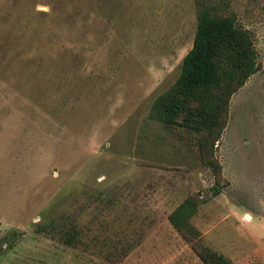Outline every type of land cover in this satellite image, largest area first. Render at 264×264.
<instances>
[{"label": "rangeland", "instance_id": "374dc122", "mask_svg": "<svg viewBox=\"0 0 264 264\" xmlns=\"http://www.w3.org/2000/svg\"><path fill=\"white\" fill-rule=\"evenodd\" d=\"M197 1L0 0V264H202L167 219L188 197L205 246L264 264V0H211L260 65L230 100L220 177L191 136L148 119L192 47ZM58 214L92 249L33 233Z\"/></svg>", "mask_w": 264, "mask_h": 264}, {"label": "trees", "instance_id": "16d2710c", "mask_svg": "<svg viewBox=\"0 0 264 264\" xmlns=\"http://www.w3.org/2000/svg\"><path fill=\"white\" fill-rule=\"evenodd\" d=\"M196 29L191 49L182 59L175 82L152 102L148 119L180 131L194 140L200 163L220 177L216 145L228 122L232 96L260 65L251 33L237 24L235 14L224 13L225 5L198 0ZM223 185L217 183L213 196ZM199 200L188 197L167 217L202 264H231L223 255L205 246L200 232L190 223ZM75 219L58 214L33 225V233L71 249H92Z\"/></svg>", "mask_w": 264, "mask_h": 264}]
</instances>
